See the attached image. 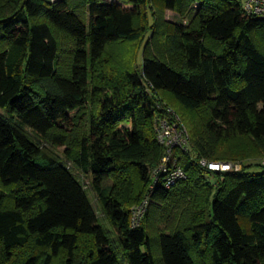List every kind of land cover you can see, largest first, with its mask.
<instances>
[{"label":"trees","instance_id":"obj_1","mask_svg":"<svg viewBox=\"0 0 264 264\" xmlns=\"http://www.w3.org/2000/svg\"><path fill=\"white\" fill-rule=\"evenodd\" d=\"M0 106V264H264V17L244 0H0ZM168 108L187 177L151 193Z\"/></svg>","mask_w":264,"mask_h":264},{"label":"built area","instance_id":"obj_2","mask_svg":"<svg viewBox=\"0 0 264 264\" xmlns=\"http://www.w3.org/2000/svg\"><path fill=\"white\" fill-rule=\"evenodd\" d=\"M244 9L248 15L264 17V0H244ZM155 127L157 139L165 146L166 153L161 163L152 171L154 182L151 193L159 184H164L169 188L187 177V172L181 165L179 154L176 151L185 154L191 151L190 133L175 110L168 108L164 115L157 118ZM199 162L214 171H241L244 168L241 162L208 161L206 159H200ZM260 162L264 166V159ZM151 193L132 207V227L141 225L148 211Z\"/></svg>","mask_w":264,"mask_h":264},{"label":"rangeland","instance_id":"obj_3","mask_svg":"<svg viewBox=\"0 0 264 264\" xmlns=\"http://www.w3.org/2000/svg\"><path fill=\"white\" fill-rule=\"evenodd\" d=\"M167 15H168V18L169 19H176V21H184L185 23H188V21H189V19L188 18H183V19H181L180 18V16L179 15H175L173 12H171V11H168L167 12ZM173 109V108H172ZM174 110V109H173ZM175 112H176V110H175ZM0 113L1 114H3V115H6V116H9L10 115V112H9V109L8 108H5V107H1L0 106ZM177 113V112H176ZM180 116V115H179ZM180 118H181V116H180ZM181 120H182V118H181ZM183 122V121H182ZM183 124H184V126L188 129V127H187V125L183 122ZM188 131H189V129H188ZM160 144H162V143H160ZM163 145V144H162ZM64 149H65V147L63 146V147H60L59 149H58V151L60 152V153H62L63 154V151H64ZM258 161V160H257ZM261 161V160H260ZM235 162H241V161H235ZM241 163H243V162H241ZM264 168L262 167V166H254L253 167V170H257V171H262ZM83 177V176H82ZM85 181H86V183L87 184H89V178H87V177H85ZM0 188L1 189H4V186L3 185H0ZM90 198H91V200H92V203H93V205H94V207H95V209L96 210H98L100 213L99 214H101V211H100V209H99V207H98V199H97V195H96V193L95 192H93L92 190H90ZM135 205H133V207H134Z\"/></svg>","mask_w":264,"mask_h":264}]
</instances>
